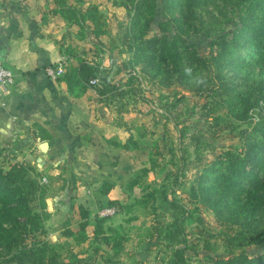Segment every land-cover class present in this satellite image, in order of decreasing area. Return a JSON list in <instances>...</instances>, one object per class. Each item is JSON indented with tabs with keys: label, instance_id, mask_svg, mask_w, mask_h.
<instances>
[{
	"label": "trees",
	"instance_id": "obj_1",
	"mask_svg": "<svg viewBox=\"0 0 264 264\" xmlns=\"http://www.w3.org/2000/svg\"><path fill=\"white\" fill-rule=\"evenodd\" d=\"M117 2L126 9L127 19L120 51L129 53L119 62L104 43L107 28L98 4L92 0H44L42 18L57 16L76 25L88 41L108 52L109 64L81 57L67 65L61 78L68 88L81 92L93 88L103 104L114 102L120 108L125 96L149 100L136 84L139 76L132 74L138 72L160 88L177 85L202 95L205 100L199 116L209 121L210 127L227 128L238 137L237 143L220 148L202 165L184 197L175 195L176 188L165 180L145 192L143 206L156 216L169 217L151 224L153 234L148 240L155 238L157 257L165 264H264V0ZM159 3L162 17L156 24L160 32L149 35ZM190 34L204 36L205 53ZM185 68H191V75ZM116 75L120 82H116ZM198 76L204 77L206 84L197 85L194 81ZM92 77H98V82L90 83ZM183 98L181 92L178 99ZM163 113L176 126L183 122L177 130L184 134V119L176 120L166 109ZM192 140L196 149L205 143L200 137ZM130 144L137 145L133 137L119 145L128 149ZM4 150L0 145V264H135L119 259L126 234L105 225L107 216L97 215L91 234L87 232L89 210L82 204L77 206V228L65 224L62 234L75 244L90 235L100 238L112 250L111 256H104L98 246L65 251L71 243L49 240L45 225L50 217L47 181L40 182V172L31 160L8 157ZM185 151L181 148V165L172 179L176 186L181 182ZM152 165L143 166L140 174L127 180L129 190L141 184V176ZM112 187L105 179L98 191L108 193ZM121 205L118 198H109L104 206L120 209ZM197 205L210 209L224 227L217 233L219 238H190L186 224Z\"/></svg>",
	"mask_w": 264,
	"mask_h": 264
},
{
	"label": "rangeland",
	"instance_id": "obj_2",
	"mask_svg": "<svg viewBox=\"0 0 264 264\" xmlns=\"http://www.w3.org/2000/svg\"><path fill=\"white\" fill-rule=\"evenodd\" d=\"M43 1L0 0V4L2 3L6 6L7 4L10 5L17 2L20 4L28 3L29 7L37 8L44 12L42 9ZM92 2L98 4L99 12L106 23L105 27L107 31L103 35L104 43L111 48L114 60L119 62L129 54L128 52L122 53L120 51L123 48L121 43L123 24L127 20L126 9L117 0H92ZM161 17V4L159 3L156 18L151 23L148 31L149 35L160 32L156 21ZM59 20L62 22L59 39L63 46V53L71 58L69 60L70 65L75 64L81 57H86L102 64H109V56L106 50L103 51L96 43L88 41L84 34L80 33L81 30L76 25L68 24L61 18ZM91 37L92 40H96L94 36ZM190 38L197 43L198 49L201 52L205 53L207 51L205 42L201 40L204 38L203 35L190 34ZM132 74L139 76V83L136 84L139 86L143 97L149 100L125 96L121 99L124 103L120 108L114 102L106 106V111L108 112L107 120L117 122L120 130L123 131L122 138H120L118 144L122 143L123 140L129 139V137H133L137 145L130 144L128 149L109 148L107 150L103 148L104 150L101 152L102 157L100 161L102 162V169L115 168V172L111 175L118 181V186L116 185L114 191L118 196L119 202L122 204L120 209L117 208V212L107 216L105 225H113L126 234V237L123 239V249L118 256L120 260L135 264H165L164 260H160L157 257L160 254L157 252L158 247L155 244V238L148 240V236L149 234H153L152 222L166 221L169 217L163 214L156 216L151 209L143 206L141 200L144 199L145 192L165 180V182L169 183V186L176 188L175 195L184 197L189 183L202 168V165L210 160L220 148L237 143L238 137L233 135L234 133L227 128L210 127L209 121L207 122L199 116L201 103L205 100L202 95L191 93L177 85L160 88L155 83L145 79L141 74L139 75L138 72L133 71ZM115 79L116 82L121 81L119 75H116ZM174 91L179 92L175 93ZM181 92L185 94V98L179 100L178 96ZM165 109L171 112L176 120L180 121L182 118L184 119V134L180 135L177 130V127H182L183 122H178V126H176L174 121L163 113ZM253 116L256 117L255 114ZM141 132L147 135H141ZM193 136L200 137L201 142L205 143H202L196 149L193 144L194 140H192ZM181 148H186L184 153L185 165L183 166V173L180 176L181 182L176 186L175 181H172V179L177 174L178 168L181 165ZM93 149L85 148L84 151L87 155H90ZM81 151L78 148L74 150V158L76 160L73 162L70 175L60 176V178H48L46 175L48 180L45 186L48 193H51L55 189L54 186L57 187L59 185L62 189L68 190L71 197V208L65 213L59 212L58 215L55 213L52 216L49 223L52 226H48L46 236L52 241L57 240L65 242V244L67 242L71 243L72 247L69 248L67 246L65 251L69 249L85 251L90 250L92 246H98L99 251L104 256H111L112 250L100 238L90 235L85 241L75 244L71 237H66L62 234L65 224H68L73 229L77 228L76 220L79 218L77 202L86 205L89 210V225L87 227L89 234H91L98 210L107 204V197L100 200H96L95 198L97 197L96 192L103 176L109 175L107 174L108 169L103 171L102 175L96 176L97 180L95 182L91 174H84V170L77 166L79 164L77 157L79 155L82 157ZM4 153L8 157L13 154L6 147ZM37 154L36 151L35 156H26L30 160L32 157H36ZM19 156L22 155L19 153ZM83 161L86 165L89 164V161L86 160H82L80 163H83ZM153 163L155 165H152ZM150 164L152 167L140 178L141 184L129 190L126 186L127 180L138 173L140 174L141 168L143 166H150ZM55 194L61 195V193L57 192ZM74 197H77V199H73ZM197 206L191 221L186 224V230L189 232L190 238L198 235L203 237L209 236L212 240L219 238L217 233L224 227L215 220L210 209L202 205ZM47 221H45V224H47ZM58 221L63 224L62 227H55V223ZM208 232H212V234L208 235ZM153 236L156 237V235ZM196 258L194 257L193 260H196Z\"/></svg>",
	"mask_w": 264,
	"mask_h": 264
},
{
	"label": "crops",
	"instance_id": "obj_3",
	"mask_svg": "<svg viewBox=\"0 0 264 264\" xmlns=\"http://www.w3.org/2000/svg\"><path fill=\"white\" fill-rule=\"evenodd\" d=\"M17 3L0 4V61L15 74L14 82L0 92V145L8 148L16 159L28 160L26 155L35 156L37 151V156L30 160L46 181L47 176L70 175L76 160L74 150L78 148L82 157H77V166L84 174H91L96 182V176L108 169L109 175L103 176L102 181L113 183L108 193L97 191L95 199L118 198L114 191L118 181L111 175L115 168L102 169L100 159L103 148H124L118 144L123 131L117 122L107 120V107L97 99L95 89L70 90L61 78L64 72L56 77L46 73L47 65L57 63L65 55L59 39L62 24L59 17L48 15L44 19L42 10L29 7L28 3ZM66 56L69 59L64 71L71 60ZM43 140L48 141L46 150L40 148ZM85 148L94 149L87 155ZM82 160L89 164L80 163ZM54 187L46 194L50 211L46 228L52 226L49 223L55 213H65L71 208L70 192L59 185ZM55 224L57 228L63 225L60 221Z\"/></svg>",
	"mask_w": 264,
	"mask_h": 264
},
{
	"label": "built area",
	"instance_id": "obj_4",
	"mask_svg": "<svg viewBox=\"0 0 264 264\" xmlns=\"http://www.w3.org/2000/svg\"><path fill=\"white\" fill-rule=\"evenodd\" d=\"M68 59L69 58L66 55H63L57 63L47 65L45 68L46 73L51 77L61 75L64 72V67ZM14 80V72L3 62L0 61V92L5 91L7 86L12 84ZM89 81L90 83L95 84L98 82V77H92ZM40 182H46V177L41 176ZM115 212H117V208L115 206H103L98 210V215L108 216L113 215Z\"/></svg>",
	"mask_w": 264,
	"mask_h": 264
},
{
	"label": "clouds",
	"instance_id": "obj_5",
	"mask_svg": "<svg viewBox=\"0 0 264 264\" xmlns=\"http://www.w3.org/2000/svg\"><path fill=\"white\" fill-rule=\"evenodd\" d=\"M191 71H192L191 68H185L186 74L191 75ZM194 82L197 85L206 84V80L202 76L196 77Z\"/></svg>",
	"mask_w": 264,
	"mask_h": 264
},
{
	"label": "water",
	"instance_id": "obj_6",
	"mask_svg": "<svg viewBox=\"0 0 264 264\" xmlns=\"http://www.w3.org/2000/svg\"><path fill=\"white\" fill-rule=\"evenodd\" d=\"M48 147V141L47 140H43L41 143H40V148L42 150H46Z\"/></svg>",
	"mask_w": 264,
	"mask_h": 264
}]
</instances>
